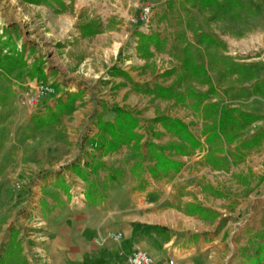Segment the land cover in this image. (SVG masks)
I'll use <instances>...</instances> for the list:
<instances>
[{
	"label": "rangeland",
	"instance_id": "obj_1",
	"mask_svg": "<svg viewBox=\"0 0 264 264\" xmlns=\"http://www.w3.org/2000/svg\"><path fill=\"white\" fill-rule=\"evenodd\" d=\"M241 1H244V10L239 16H232L224 11L222 1L201 8L187 0H39L41 6L30 5L34 0H0L3 20L0 21L4 25L0 30V254L13 242L16 254L12 264H26L23 239L33 245L30 236L37 232L39 221L51 220L56 215L52 210L45 217L40 215V200L47 192L39 189V180L54 171L70 169L77 160L78 154H75L85 143V131L89 134L96 124L91 110L99 99L113 104L112 108H126L119 105L125 101L133 103V107L126 109L139 117L140 124L145 120L151 127L161 123L155 120L159 116L178 118L201 138L200 146L189 154L195 160L185 170L187 174H174L160 187L164 190L176 179L172 187L169 185V191L176 193L168 200L170 206L180 207L183 201L180 195L193 196L198 203H209L214 195L220 199V208L225 213L218 226L219 230L226 229L223 244L211 248L212 257L200 259L199 264H255L249 260L264 245V159L255 166L245 160L251 150L261 151L264 138L237 164L215 168L207 158L214 148L206 141V127L212 119H206L202 110L194 107V98L187 94L189 91L205 93L214 88V94L207 101L261 115V119L245 123L239 141L250 139L264 129V0ZM142 3L153 7L148 27L140 19ZM90 22L100 24L99 31L83 35L81 25ZM202 30L220 43L200 45L196 35ZM102 32L107 35L101 44L92 38L77 43ZM141 32L159 34L164 43L150 44L146 54L140 47ZM186 43L193 46L197 66L205 65L204 76L193 77L183 70L182 49ZM74 44L78 46L73 51ZM8 56L13 58L10 60ZM45 68L51 76L48 79ZM115 68L124 74L117 73ZM37 69L42 71L45 80L23 84ZM119 77L131 83L135 79L136 83L131 89H125L127 82ZM40 81L51 83L55 88L48 95L49 101L56 97L58 90L67 93L73 90L76 94L82 91L84 95L79 101L83 102L74 108L76 113L72 114V102H59L54 107L53 100L51 105L42 104L44 98L35 106L23 104L22 91L34 89ZM158 84L172 86L184 94L185 100L158 97L147 91ZM153 114L157 116L152 118ZM139 129L141 125L137 132L144 138L145 133ZM100 132L96 148L103 145L104 138L110 137ZM143 138L140 143L127 144L134 152L133 156L129 152V163L131 160L135 165L145 163L153 174L149 167L153 158L147 144L144 147ZM180 142L161 147L165 154L169 150L173 156L176 153L169 148ZM234 146L228 148L234 150ZM142 164H138L139 170ZM232 165L235 167L230 170ZM158 171L162 175L169 173ZM145 173L146 170L141 172V177ZM197 202H183V208L195 207ZM66 207L72 210L70 199ZM65 214L70 216L67 221L72 222V214ZM65 247L72 252L71 245ZM39 248L33 252L38 257L34 264H49L48 257ZM236 256L241 260L237 261Z\"/></svg>",
	"mask_w": 264,
	"mask_h": 264
},
{
	"label": "crops",
	"instance_id": "obj_2",
	"mask_svg": "<svg viewBox=\"0 0 264 264\" xmlns=\"http://www.w3.org/2000/svg\"><path fill=\"white\" fill-rule=\"evenodd\" d=\"M30 5L43 4L39 3V0H34L30 2ZM36 14L39 15V12ZM0 20L3 21L2 17ZM1 21L0 30L3 25ZM106 35L107 33L102 32L77 40V43L82 44L92 38L97 42L101 41L99 43L101 44ZM78 44L73 45V51ZM45 71L47 79L50 78L47 68ZM118 79L127 82V86L124 87L128 90L136 83L134 78L133 83L124 77ZM38 80H45L42 74L27 76L23 84H33ZM17 83L22 84L19 81ZM61 87L64 88V86ZM82 88L79 87V89ZM64 90L67 88L65 87ZM71 92L58 90L56 97L52 99V105L56 107L55 104L59 102L69 104L72 102V114H75L76 111L73 110L76 105L83 102L79 100L84 94L80 90L79 94L73 90ZM86 92L89 93V91ZM87 93L83 97L85 100ZM51 101L47 96L42 104L51 105ZM95 103L92 104L91 112L95 113L93 119L96 124L89 134L85 131V143L79 146L78 153L75 154V156L78 154L77 160L73 159L75 161L72 162L70 169L54 171V174L39 180L37 186L40 190L47 192V195L44 194L40 200V215L45 217L48 210L56 212V215L51 220L43 218L39 221L37 232L30 236L32 240H36L32 241L33 245L27 239H23V255L24 258L26 257L24 259L26 264L35 263L38 257L33 252L40 246L39 249L44 251L49 264H125V253L127 254L135 247H141L150 252L157 264H199L200 259L211 258L213 253L211 251H214L211 248L223 244L226 230L225 228L219 230L220 227H218L222 216L225 215L219 205L220 199L214 195L209 203H198L193 196L180 195V199L183 200L180 207L170 206L168 200L176 193L169 191V185L172 187L176 179L166 185L164 190L160 187L163 181L174 177V174H187L185 170H189V165L195 160L189 155L194 149H189L184 155L173 156L169 154V150H166V154L172 159L182 162L178 172L171 171L162 175L155 167L156 160L150 158L149 167L153 174L142 162L138 163L143 165L142 170H139L134 160H131V164L129 163L128 155L132 150L131 145H123L114 151H107L101 145L95 147L96 140L101 134L98 120L101 118L104 121H113L116 116L112 111L113 104L110 102L98 99ZM119 105L126 108L133 107V103L129 101ZM155 116L157 115L153 114L152 118ZM139 132L145 133L144 147L147 142L164 146L170 142L180 141L179 137L169 133L161 123H155L154 127H151L148 122L142 120ZM260 148V152H256L258 148L251 150L245 161L252 166L258 165V162L264 159V147ZM133 155L134 152H132ZM182 158H186L187 161ZM232 167L235 166L232 165L229 169L231 170ZM207 168L206 165L205 169ZM145 170L147 173L141 177V172L143 174ZM69 199L72 202V212L66 207L69 206ZM191 201L197 202L198 207L206 210L200 214V212L191 213V208L188 206L184 209L183 202ZM65 213L72 214V222L67 221L70 216ZM41 229L43 230L40 231ZM108 231L121 232L123 236L120 240L106 239ZM66 244L72 246V252L69 251L70 248L65 247ZM231 244L230 240L229 245ZM121 252L124 253L121 254ZM258 256H264V250H260L257 256L251 257L250 263H256ZM236 257L237 261L241 260L239 256Z\"/></svg>",
	"mask_w": 264,
	"mask_h": 264
},
{
	"label": "trees",
	"instance_id": "obj_3",
	"mask_svg": "<svg viewBox=\"0 0 264 264\" xmlns=\"http://www.w3.org/2000/svg\"><path fill=\"white\" fill-rule=\"evenodd\" d=\"M201 8H208L210 6H215L222 1L224 3L223 9L229 15L239 16V13L244 10L245 4L241 0H187ZM100 24L95 22H90L81 25V30L83 35H92L99 31ZM140 41L142 42L140 47L143 51L147 52L150 49V44L159 46L164 43L163 38L159 34H146L140 33ZM198 43L200 45L213 46L220 42L212 37L209 33L202 30L197 33ZM193 46L191 43H186L182 49L183 54V65L182 68L186 75L193 77H199L205 75L207 69L204 64L197 66V59L194 57ZM11 60V56H8ZM17 64H21L18 61ZM117 73L124 74V71L114 69ZM171 73V72H169ZM42 71L37 69V73L31 76L41 75ZM44 76V74H42ZM149 93H155L158 97L163 98H175L178 101H184L185 97L182 92H177L172 86H164L158 84L154 88H147ZM215 92L214 88H210L208 92H194L189 91L188 96L194 98V107L196 109H201L203 116L206 119H212V122L207 124L206 127V141L211 147H214L207 155L209 162L215 168H228L231 164H237L244 157V154L253 147L260 144L264 138V129H262L255 136L250 139H239L241 138V130L244 129L245 123H250L261 119V115L253 114L238 109L237 107L228 106L225 103L214 102L211 103L207 101L210 95ZM214 94V93H213ZM112 111L116 114L113 121H99V128L105 134H108L110 138H104V143L102 146L105 147L107 151H114L123 145L130 144L131 142L140 143L142 140V135L137 132V128L141 125L139 117L131 110L115 106ZM157 122H161L166 130L180 138L181 142L179 144L172 145L170 150H174L176 154L184 155L189 149L198 148L201 144L200 139L196 137L188 128V126L180 119L173 118L170 116H159L155 119ZM231 145L234 146V150L229 149ZM148 151H150V156L157 160V170L164 171L166 173L170 171L178 172L182 167V162L172 159L169 155L164 153V148L158 146L153 142L147 143ZM203 209L201 207H193L190 209L191 213L200 212ZM14 243L11 242L9 247L6 248L5 252L0 254V264H12L14 253ZM264 250V245H261L258 249ZM20 249H18V252ZM18 256V255H17ZM264 256H258L255 264H263Z\"/></svg>",
	"mask_w": 264,
	"mask_h": 264
},
{
	"label": "built area",
	"instance_id": "obj_4",
	"mask_svg": "<svg viewBox=\"0 0 264 264\" xmlns=\"http://www.w3.org/2000/svg\"><path fill=\"white\" fill-rule=\"evenodd\" d=\"M141 8L142 11L140 19L145 26L148 27L153 7L148 3H142ZM54 92L55 88L51 83L40 81L36 84L34 89L28 88L22 91V103L28 106H35L49 94H53ZM122 236L123 234L121 232L108 231L106 233V239L111 240H120ZM123 253L124 252H121V254ZM170 263H173V261H170ZM125 264H157V261L155 257L146 249L135 247L127 254L125 253Z\"/></svg>",
	"mask_w": 264,
	"mask_h": 264
}]
</instances>
